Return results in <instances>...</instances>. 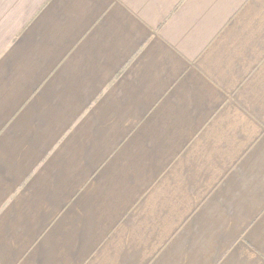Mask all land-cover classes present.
<instances>
[{"label":"crops","instance_id":"0c3cea01","mask_svg":"<svg viewBox=\"0 0 264 264\" xmlns=\"http://www.w3.org/2000/svg\"><path fill=\"white\" fill-rule=\"evenodd\" d=\"M0 264H264V0H0Z\"/></svg>","mask_w":264,"mask_h":264}]
</instances>
